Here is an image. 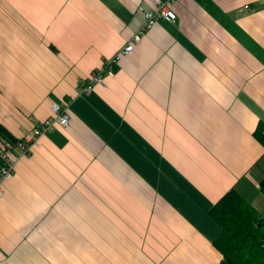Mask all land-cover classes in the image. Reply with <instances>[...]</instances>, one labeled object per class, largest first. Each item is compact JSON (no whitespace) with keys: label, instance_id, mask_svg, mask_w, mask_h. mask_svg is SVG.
Listing matches in <instances>:
<instances>
[{"label":"crops","instance_id":"obj_1","mask_svg":"<svg viewBox=\"0 0 264 264\" xmlns=\"http://www.w3.org/2000/svg\"><path fill=\"white\" fill-rule=\"evenodd\" d=\"M143 4L0 0V121L70 119L4 180L0 264H223L216 202L264 214V0H174L151 27Z\"/></svg>","mask_w":264,"mask_h":264},{"label":"trees","instance_id":"obj_2","mask_svg":"<svg viewBox=\"0 0 264 264\" xmlns=\"http://www.w3.org/2000/svg\"><path fill=\"white\" fill-rule=\"evenodd\" d=\"M0 134L17 139L1 121ZM255 134L264 144V123L258 124ZM212 215L222 226L215 245L223 254V264H264V214L243 192L237 187L228 190L212 208Z\"/></svg>","mask_w":264,"mask_h":264},{"label":"built area","instance_id":"obj_3","mask_svg":"<svg viewBox=\"0 0 264 264\" xmlns=\"http://www.w3.org/2000/svg\"><path fill=\"white\" fill-rule=\"evenodd\" d=\"M148 5H140L146 19V27L153 26L159 18H166L175 21L176 11L172 8L174 0H147ZM139 39V34H134L132 39L122 46L117 53L105 60L104 65L95 69L83 83V90L90 91L95 83L105 84V72H112L114 64L118 62L124 54L129 53L135 42ZM52 115L39 121L31 129L27 130L21 137L11 140L0 134V195L4 193V180L14 174L16 164L20 156L29 154L38 138L45 132H48L58 125L68 127L69 102L54 101L51 105Z\"/></svg>","mask_w":264,"mask_h":264},{"label":"rangeland","instance_id":"obj_4","mask_svg":"<svg viewBox=\"0 0 264 264\" xmlns=\"http://www.w3.org/2000/svg\"><path fill=\"white\" fill-rule=\"evenodd\" d=\"M263 192H264V188H263Z\"/></svg>","mask_w":264,"mask_h":264}]
</instances>
